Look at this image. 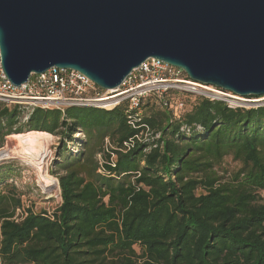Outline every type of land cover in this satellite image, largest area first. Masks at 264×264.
<instances>
[{
	"label": "trees",
	"instance_id": "obj_1",
	"mask_svg": "<svg viewBox=\"0 0 264 264\" xmlns=\"http://www.w3.org/2000/svg\"><path fill=\"white\" fill-rule=\"evenodd\" d=\"M191 98L180 113L147 99L136 126L127 103L38 107L23 125L24 110L0 102V148L30 129H64L77 148H58L52 215L15 219L21 195L0 187V264H264V106ZM228 156L241 167L226 179Z\"/></svg>",
	"mask_w": 264,
	"mask_h": 264
},
{
	"label": "water",
	"instance_id": "obj_2",
	"mask_svg": "<svg viewBox=\"0 0 264 264\" xmlns=\"http://www.w3.org/2000/svg\"><path fill=\"white\" fill-rule=\"evenodd\" d=\"M0 48L18 86L59 67L114 89L154 57L264 98V0H0Z\"/></svg>",
	"mask_w": 264,
	"mask_h": 264
},
{
	"label": "built area",
	"instance_id": "obj_3",
	"mask_svg": "<svg viewBox=\"0 0 264 264\" xmlns=\"http://www.w3.org/2000/svg\"><path fill=\"white\" fill-rule=\"evenodd\" d=\"M185 95L221 101L232 108H248L243 104L245 101L232 92L193 81L183 69L154 57L135 67L114 89H102L81 71L59 67L32 73L27 82L18 86L11 82L4 70L0 48V102L19 105L22 110L32 112L38 107L58 109L62 113L70 107L112 110L127 103L129 123L136 126L142 119L147 99L152 98L165 108H170L175 99L178 107L183 109L186 102L180 96ZM258 106H264V98L255 107ZM77 135L84 137L82 131ZM136 139L140 140V136L125 142L126 148L134 146ZM50 152L52 157V150ZM27 214V209L21 207L14 218L19 220Z\"/></svg>",
	"mask_w": 264,
	"mask_h": 264
},
{
	"label": "rangeland",
	"instance_id": "obj_4",
	"mask_svg": "<svg viewBox=\"0 0 264 264\" xmlns=\"http://www.w3.org/2000/svg\"><path fill=\"white\" fill-rule=\"evenodd\" d=\"M187 102L189 99H192L190 96H180ZM179 98V97H178ZM261 98V97H260ZM260 98H254L259 99ZM152 99V98H151ZM245 99H251L245 97ZM154 100V99H153ZM175 99L172 101V105L169 109L163 107L159 103H156L155 109H167L172 110L173 113H180L186 109H190V106H185L183 109L179 108L178 105L175 103ZM261 102L255 103H247L244 102L243 104L246 107H255L259 105ZM31 112L27 109L24 110L22 116L20 117V124H26L29 120ZM143 114H145V108H143ZM64 129H60L57 134H53V140L50 144V150H52L53 155L51 157L50 153L46 156L44 160L45 172H48L50 175L55 177L57 180L58 178L52 174V170L55 168V159L57 158V151L60 146H62V140L65 141L66 148L70 150L77 149L73 144L69 145L67 139L64 138V134L62 133ZM81 132V131H78ZM76 137H80L81 135H75ZM152 136L151 131L146 135L147 138ZM8 140L4 146H6ZM3 146V147H4ZM2 148V147H1ZM0 148V149H1ZM68 151V150H67ZM69 152V151H68ZM241 167V163L238 161L233 160L231 156L225 158L224 163L222 165V169H220V174L224 175L226 179H229L235 171H237ZM47 169V170H46ZM59 184V180H58ZM0 187L3 188L5 191H13L12 187H15V192L21 195L22 198V208L28 210V208L32 209L35 212H42L44 210H48L49 214L52 215L54 210L60 205L62 198H61V189L60 185L59 188L51 187V188H44L41 181L40 175L36 166L28 161L20 158V157H10L0 161ZM262 197L264 199V190L261 191ZM137 250H140V246H136Z\"/></svg>",
	"mask_w": 264,
	"mask_h": 264
},
{
	"label": "bare ground",
	"instance_id": "obj_5",
	"mask_svg": "<svg viewBox=\"0 0 264 264\" xmlns=\"http://www.w3.org/2000/svg\"><path fill=\"white\" fill-rule=\"evenodd\" d=\"M236 96L248 102L245 97ZM52 140L53 134L39 129L16 132L10 136L6 146L0 149V161L10 157H20L36 166L44 188L53 186L59 188L58 180L45 172L44 166V160L50 153Z\"/></svg>",
	"mask_w": 264,
	"mask_h": 264
}]
</instances>
